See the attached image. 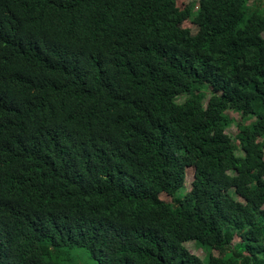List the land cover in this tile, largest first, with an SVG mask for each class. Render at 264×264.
Returning a JSON list of instances; mask_svg holds the SVG:
<instances>
[{
    "label": "trees",
    "instance_id": "16d2710c",
    "mask_svg": "<svg viewBox=\"0 0 264 264\" xmlns=\"http://www.w3.org/2000/svg\"><path fill=\"white\" fill-rule=\"evenodd\" d=\"M253 1L0 0V264H264Z\"/></svg>",
    "mask_w": 264,
    "mask_h": 264
},
{
    "label": "rangeland",
    "instance_id": "374dc122",
    "mask_svg": "<svg viewBox=\"0 0 264 264\" xmlns=\"http://www.w3.org/2000/svg\"><path fill=\"white\" fill-rule=\"evenodd\" d=\"M197 1H199V0H178V6L181 9H184L187 6L188 3L197 2ZM253 2L255 4L254 8L258 7L259 5H264V0H254ZM183 27L191 29L192 33H196L197 32V27L194 26L190 21L185 22L183 24ZM227 115H228L229 118H232V120H233L232 124L227 129V132L230 135L234 136L235 134H237L239 132V127H238L237 123L241 122V114L237 113V112L229 111L227 113ZM248 124H250V123H248ZM248 124H246V125H248ZM193 174H194L193 169L192 168H188L187 169V176H186V186H187V188H190V184H191V182H192V180L194 178ZM162 199L163 200H167V197L162 195ZM187 248L190 250V252L192 254H195V255L199 256L200 258H202V259L207 254V251H205L202 248L197 247L196 244H194V243H188L187 244ZM91 263H92L91 260H89L88 258H84L83 264H91Z\"/></svg>",
    "mask_w": 264,
    "mask_h": 264
}]
</instances>
